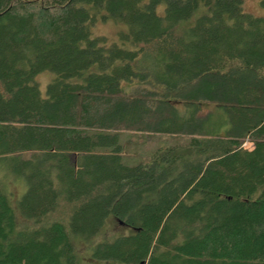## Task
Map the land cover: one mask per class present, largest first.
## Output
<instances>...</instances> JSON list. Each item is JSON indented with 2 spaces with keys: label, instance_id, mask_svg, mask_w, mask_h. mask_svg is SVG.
I'll return each instance as SVG.
<instances>
[{
  "label": "trees",
  "instance_id": "16d2710c",
  "mask_svg": "<svg viewBox=\"0 0 264 264\" xmlns=\"http://www.w3.org/2000/svg\"><path fill=\"white\" fill-rule=\"evenodd\" d=\"M126 132L173 142L130 166ZM0 264H264V17L0 0Z\"/></svg>",
  "mask_w": 264,
  "mask_h": 264
},
{
  "label": "rangeland",
  "instance_id": "374dc122",
  "mask_svg": "<svg viewBox=\"0 0 264 264\" xmlns=\"http://www.w3.org/2000/svg\"><path fill=\"white\" fill-rule=\"evenodd\" d=\"M243 9L246 13H249L253 16L264 17V6L262 3L264 0H242ZM161 12V9L159 10ZM121 29L120 26L115 25L112 22L101 23L97 22L92 30L93 35H99L105 37L109 42L117 40V33ZM51 74L43 73L39 75L36 79L42 94L45 92V87L50 81ZM120 144L123 146L122 151V161L130 166L136 165L141 161L149 159V157L159 148L160 146H168L166 142L169 140L168 137H161L151 134H141V133H132L126 132L119 134ZM246 143V147L251 148L249 142ZM249 143V144H247ZM8 190L11 196V201L14 202L22 192L24 191L23 185L21 182L12 181L7 182ZM111 233L123 234L128 233L129 229L119 225L115 222L110 224Z\"/></svg>",
  "mask_w": 264,
  "mask_h": 264
},
{
  "label": "built area",
  "instance_id": "2783aa9c",
  "mask_svg": "<svg viewBox=\"0 0 264 264\" xmlns=\"http://www.w3.org/2000/svg\"><path fill=\"white\" fill-rule=\"evenodd\" d=\"M248 144V143H247ZM246 145V143L243 145V146H245Z\"/></svg>",
  "mask_w": 264,
  "mask_h": 264
}]
</instances>
